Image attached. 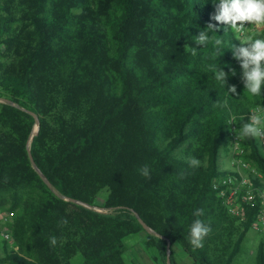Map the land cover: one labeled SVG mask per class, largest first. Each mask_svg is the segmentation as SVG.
<instances>
[{
	"label": "trees",
	"instance_id": "1",
	"mask_svg": "<svg viewBox=\"0 0 264 264\" xmlns=\"http://www.w3.org/2000/svg\"><path fill=\"white\" fill-rule=\"evenodd\" d=\"M216 2L0 0V95L20 105L0 101V208L11 214L17 245L0 242V264H125V240L140 232L153 264H167V238L172 264L234 262L261 207L264 143L239 140L256 188L240 214L212 183L234 174L220 164V149L251 108L264 107V89L261 97L244 90L231 29L208 33L223 41L217 58L211 43L195 45L216 24ZM254 31L264 38V29ZM211 65L229 73L224 87ZM22 107L39 117L29 150L53 188L31 165L34 117ZM193 157L199 167L189 165ZM143 165L151 179L140 175ZM198 208L203 216L193 215ZM195 219L211 227L201 248L188 240ZM259 232L255 260L264 264Z\"/></svg>",
	"mask_w": 264,
	"mask_h": 264
},
{
	"label": "clouds",
	"instance_id": "2",
	"mask_svg": "<svg viewBox=\"0 0 264 264\" xmlns=\"http://www.w3.org/2000/svg\"><path fill=\"white\" fill-rule=\"evenodd\" d=\"M210 20L215 21L216 24L208 23L207 31H200L196 36L195 45L207 46L211 43L217 58L224 48L222 47L223 41L220 38L210 37L208 33L219 31L218 25L223 26L224 30L231 29L237 35V40L240 43L239 45L232 44L229 49L233 58L239 62L244 90L251 97H261L262 89H264V38H257L254 30L264 29V0H217ZM246 24L250 26L246 27ZM190 51L193 56L197 55V47H191ZM210 70L214 73L215 80L224 87L229 73L215 65H211ZM229 72L231 75L236 74L234 68H229ZM228 92L235 94L236 87L234 85L229 86ZM236 119L237 117L232 115L228 123L232 124ZM240 119L243 120L244 116H241ZM248 121L241 124L236 138L239 140L264 139V107L258 104L250 112ZM189 165L199 167L200 161L194 157L190 158ZM139 173L143 177L151 179L148 165H143L139 169ZM193 215L196 217L203 216L204 210L198 208ZM60 223L66 225L68 222L66 219H62ZM210 232V225L200 219H195L189 226V243L195 248L203 247V241ZM49 243L51 246H55L57 238L55 236L49 237Z\"/></svg>",
	"mask_w": 264,
	"mask_h": 264
},
{
	"label": "built area",
	"instance_id": "3",
	"mask_svg": "<svg viewBox=\"0 0 264 264\" xmlns=\"http://www.w3.org/2000/svg\"><path fill=\"white\" fill-rule=\"evenodd\" d=\"M249 26L246 24V27ZM255 108L253 107L249 110V116L250 112ZM230 135L228 146L230 166L225 168L231 170L234 174L216 177L212 185L225 198L230 212L240 214L242 209L241 200L252 199L255 196L256 188L249 177L250 170L253 169L242 156L244 149L240 146L239 139L236 138L238 134L234 126L230 131ZM260 141L264 143V139H260ZM259 197L261 198V207L257 219L252 223L251 227L258 231H264V188L259 192ZM10 220V212L7 209L0 208V240L1 242L5 241L8 248L16 249L17 245L13 244L12 233L7 227Z\"/></svg>",
	"mask_w": 264,
	"mask_h": 264
},
{
	"label": "rangeland",
	"instance_id": "4",
	"mask_svg": "<svg viewBox=\"0 0 264 264\" xmlns=\"http://www.w3.org/2000/svg\"><path fill=\"white\" fill-rule=\"evenodd\" d=\"M220 164L223 167L230 166L229 162V152L226 147H221L220 156H219ZM142 232L135 234L129 238H126L128 246L124 252L125 256V264H134L139 262H146L148 264H153L151 258L147 254L146 250H144L139 241ZM261 233L254 229L250 228L246 232V236L243 240V245L241 251L238 253L236 259L232 264H256L255 253L256 246L259 241ZM1 242V241H0ZM176 252H179L180 248L175 245ZM5 255V250L0 246V257ZM5 264V263H4Z\"/></svg>",
	"mask_w": 264,
	"mask_h": 264
},
{
	"label": "water",
	"instance_id": "5",
	"mask_svg": "<svg viewBox=\"0 0 264 264\" xmlns=\"http://www.w3.org/2000/svg\"><path fill=\"white\" fill-rule=\"evenodd\" d=\"M0 101H2V102H8V103L14 104L16 106H20L18 103L14 102L13 100L9 99L8 97L1 96V95H0ZM23 109H25L26 111H28L34 117V122H33L32 130H31V132H30V134L28 136L27 143H26L27 144L28 151H29L31 165L38 172V174L43 179V181L50 188H53V184H52L51 180L38 167V165L36 164V162H35L32 154H31V152L29 150L30 140L32 139L33 134L37 131L38 126H39V117H38V115L34 111L29 110V109H26V108H23ZM65 198H67L68 200H71L73 202L82 203V204L87 205V206H93V205H90L87 202H85L82 199L77 198V197L65 196ZM134 214H135L136 218L139 220V222L141 223V225L143 226V228H145L147 231L155 232L154 229L140 216V214L137 211H134ZM166 252H167L166 253V261H167V264H172V261H171V258H170V240H169V238H167V242H166Z\"/></svg>",
	"mask_w": 264,
	"mask_h": 264
}]
</instances>
